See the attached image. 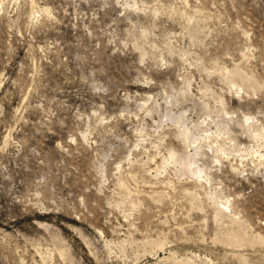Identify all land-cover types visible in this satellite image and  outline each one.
Returning <instances> with one entry per match:
<instances>
[{
  "label": "rangeland",
  "instance_id": "1",
  "mask_svg": "<svg viewBox=\"0 0 264 264\" xmlns=\"http://www.w3.org/2000/svg\"><path fill=\"white\" fill-rule=\"evenodd\" d=\"M0 264H264V0H0Z\"/></svg>",
  "mask_w": 264,
  "mask_h": 264
}]
</instances>
